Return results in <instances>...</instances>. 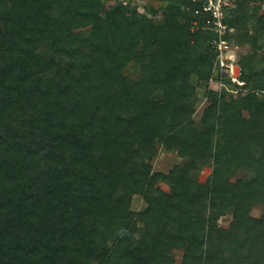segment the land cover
<instances>
[{
    "label": "trees",
    "instance_id": "obj_1",
    "mask_svg": "<svg viewBox=\"0 0 264 264\" xmlns=\"http://www.w3.org/2000/svg\"><path fill=\"white\" fill-rule=\"evenodd\" d=\"M131 2L0 0V264H264V0L226 10L242 85L199 4Z\"/></svg>",
    "mask_w": 264,
    "mask_h": 264
},
{
    "label": "rangeland",
    "instance_id": "obj_2",
    "mask_svg": "<svg viewBox=\"0 0 264 264\" xmlns=\"http://www.w3.org/2000/svg\"><path fill=\"white\" fill-rule=\"evenodd\" d=\"M110 1H112V0H105V3L109 4ZM162 5L163 4H161L160 2H156V1L153 4L155 9H158V7H160ZM147 11H149V10H147ZM138 12L141 13L142 11H138ZM246 48L248 51H251L252 45H247ZM255 50H252V51H255V53L252 54V52H251V55L249 56V59H248L249 63H247V65L252 70L261 71L262 65H264V48H262V46L258 45V47ZM242 51L243 50L239 49V52L237 53V57L240 61L241 66L243 63V60H242L243 52ZM215 70L217 71V69H215ZM127 72L131 78H133V79L138 78V71H137L136 64H133V63L130 64L127 67ZM213 75H215V74H213ZM236 96H237V92L235 90L234 91L231 90L227 94V99L230 100V98L236 97ZM206 105H207V102H206V98H205V89H202L198 93V96H197L196 106H197L198 111H201L202 108H204ZM244 115L248 116L247 112H244ZM178 161H179V159L174 154L167 152L165 150V147L161 146V147H159L158 155L156 156L155 159H153L152 163H153L155 171H162V172L167 173ZM211 170H212L211 168L205 167L199 175V180L201 182H205L208 179V177L211 175ZM161 186L163 187L164 190L169 191L168 187L165 184H162ZM144 206H145V203H144L143 197L141 195H135L133 197V200H132V208L135 211H140L143 209ZM263 213H264V206H262V205H257L251 211V214L253 216H257V217L261 216ZM229 221H230V216L221 218L219 223L221 226L226 227L229 225ZM172 255L174 256V258L176 259V261L178 263L182 262V260H183V252L182 251L175 250V251H173Z\"/></svg>",
    "mask_w": 264,
    "mask_h": 264
},
{
    "label": "built area",
    "instance_id": "obj_3",
    "mask_svg": "<svg viewBox=\"0 0 264 264\" xmlns=\"http://www.w3.org/2000/svg\"><path fill=\"white\" fill-rule=\"evenodd\" d=\"M200 5L202 12L207 16V22L213 26L218 37L210 43L217 51L216 66L221 72H227L234 82L242 85L241 81V65L237 57L240 47L227 36L230 34L232 38L236 32L225 22L226 10L232 6L236 0H192ZM148 0H132L131 4L137 6L138 11L144 10V5ZM264 9V3H263ZM241 50V49H240Z\"/></svg>",
    "mask_w": 264,
    "mask_h": 264
}]
</instances>
